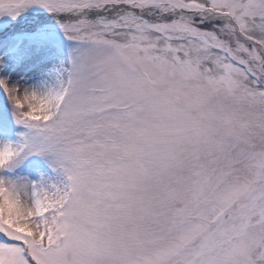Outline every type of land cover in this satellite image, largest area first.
I'll use <instances>...</instances> for the list:
<instances>
[{"label": "snow or ice", "instance_id": "1", "mask_svg": "<svg viewBox=\"0 0 264 264\" xmlns=\"http://www.w3.org/2000/svg\"><path fill=\"white\" fill-rule=\"evenodd\" d=\"M0 264H264V0H0Z\"/></svg>", "mask_w": 264, "mask_h": 264}]
</instances>
